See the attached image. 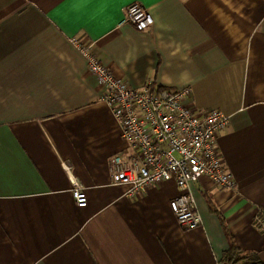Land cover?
<instances>
[{"label": "crops", "instance_id": "0c3cea01", "mask_svg": "<svg viewBox=\"0 0 264 264\" xmlns=\"http://www.w3.org/2000/svg\"><path fill=\"white\" fill-rule=\"evenodd\" d=\"M134 2L147 31L126 22ZM76 43L132 88H189L230 119L236 188L192 184L200 227L178 224L173 181L112 184L127 145ZM232 241L264 264V0H0V264H226Z\"/></svg>", "mask_w": 264, "mask_h": 264}, {"label": "built area", "instance_id": "2783aa9c", "mask_svg": "<svg viewBox=\"0 0 264 264\" xmlns=\"http://www.w3.org/2000/svg\"><path fill=\"white\" fill-rule=\"evenodd\" d=\"M126 22L137 31L154 25L149 9L140 3L128 5ZM86 59L89 72L105 88L102 100L116 119L127 150L111 160L112 184L127 187L134 197L149 187L173 181L179 195L170 201L178 224L188 230L202 225L191 192L193 183L203 179L222 189L234 190L236 181L226 167L218 136L230 124L219 110L198 111L190 105L192 90L154 87L148 83L132 88L117 77L93 53L89 45L76 43ZM72 195L79 208L88 197L83 186L72 180ZM263 215L258 218L261 221Z\"/></svg>", "mask_w": 264, "mask_h": 264}, {"label": "trees", "instance_id": "16d2710c", "mask_svg": "<svg viewBox=\"0 0 264 264\" xmlns=\"http://www.w3.org/2000/svg\"><path fill=\"white\" fill-rule=\"evenodd\" d=\"M224 261L226 264H239V263H250V264H262L255 253H246L240 249L233 241L225 253Z\"/></svg>", "mask_w": 264, "mask_h": 264}]
</instances>
